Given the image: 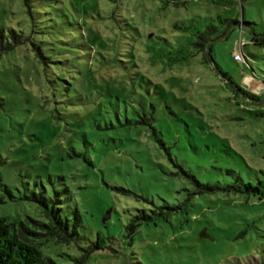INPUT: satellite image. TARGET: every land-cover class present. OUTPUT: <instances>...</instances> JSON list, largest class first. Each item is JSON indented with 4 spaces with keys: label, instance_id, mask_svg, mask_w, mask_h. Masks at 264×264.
Returning a JSON list of instances; mask_svg holds the SVG:
<instances>
[{
    "label": "rangeland",
    "instance_id": "1",
    "mask_svg": "<svg viewBox=\"0 0 264 264\" xmlns=\"http://www.w3.org/2000/svg\"><path fill=\"white\" fill-rule=\"evenodd\" d=\"M29 3L46 29L26 0H0L5 42H50L44 57L30 42L0 57V173L11 189L0 190V215L41 218L34 196L58 190L79 216L80 245L102 231L118 248L88 264H264V193H197L191 177L264 183V44L251 41L264 38V0ZM209 29L213 62L199 45ZM178 201L190 218L159 215L128 241L139 209Z\"/></svg>",
    "mask_w": 264,
    "mask_h": 264
},
{
    "label": "trees",
    "instance_id": "2",
    "mask_svg": "<svg viewBox=\"0 0 264 264\" xmlns=\"http://www.w3.org/2000/svg\"><path fill=\"white\" fill-rule=\"evenodd\" d=\"M177 3L178 0H172ZM26 4L28 6L27 11L31 18L34 21L36 26V30L46 29L47 27H41L38 25L39 18L37 17V13L40 10H35V8H31L29 0H26ZM41 13L45 12L48 15L47 8H42ZM229 28L232 27L233 24L238 23L239 21L236 19H227L226 20ZM242 23L244 25H251L252 22L243 20ZM242 26V25H241ZM228 29L223 31V34L228 36ZM250 30L253 31V28L250 26ZM210 29L208 32L201 33L200 38L201 42L199 43L201 50L204 51L205 60L213 62L211 60V52H212V42L213 38L209 35ZM253 42H259L260 44H264V38L254 37ZM31 43L34 49L37 50V54H41L44 57L43 47L45 44L50 43L45 39H41L40 41H35L34 38H31L29 35L20 34L13 35L12 42H5V37H0V57L5 50H11L18 45L24 43ZM212 43V44H211ZM43 44V45H42ZM210 48L208 49V47ZM244 46V44H243ZM243 61H237L240 63H244L246 66L251 67V64L248 60L246 54H244ZM228 76L227 73H223ZM238 89L244 92L248 96H255L251 94L249 91L243 90V87L237 85ZM148 109L144 108V112L142 116L146 114ZM122 114L121 110L117 111V116L120 118ZM148 124L153 126L151 122ZM154 127V126H153ZM154 132L157 130L154 128ZM0 163H2L0 159ZM229 171V170H227ZM233 172V171H232ZM194 181L199 186V189L196 191L204 192V191H216V190H224L225 192H236V193H254L258 194L261 198L264 193V183L262 180H259V184L254 185L252 182H246L241 176H236L233 183H228L221 185L219 181L214 180L208 181L207 183H203L202 181L195 178L194 175H191ZM45 189V188H44ZM0 190L5 191L6 193H10L11 189L8 185H6L0 173ZM38 202L41 204V218H31L21 219V220H9L6 216L0 215V264H88L91 260V257L97 250H106L113 249L117 251L116 245H110V241L112 237L106 236L102 231L98 232L97 238L95 241L88 243L83 246L80 245L79 239H81V222L78 214L75 213L74 210H71L69 207V201L67 198H63L61 192L58 190H54L53 192H48L42 190L37 197L34 196ZM6 197L4 194L0 195V202H5ZM159 207V206H157ZM167 212H158L152 211V213H148L146 209H139L140 213H137L133 216L131 222H129L125 229L128 234V241L132 243L134 234L138 231V227L144 222L155 221V219L159 215H165L167 218L172 215V213H183L184 215H188L190 218L192 215L191 212V204L188 201H178L175 202L173 206L169 203L166 206ZM58 244L67 245V250L63 252H59L56 256L52 255L51 249L56 247ZM61 256L63 258L58 259L57 256ZM57 257V258H56ZM60 258V257H59Z\"/></svg>",
    "mask_w": 264,
    "mask_h": 264
},
{
    "label": "built area",
    "instance_id": "3",
    "mask_svg": "<svg viewBox=\"0 0 264 264\" xmlns=\"http://www.w3.org/2000/svg\"><path fill=\"white\" fill-rule=\"evenodd\" d=\"M244 42L241 43L240 45L243 46ZM234 58L237 60V61H243L244 60V55L241 53V52H236L234 54Z\"/></svg>",
    "mask_w": 264,
    "mask_h": 264
},
{
    "label": "water",
    "instance_id": "4",
    "mask_svg": "<svg viewBox=\"0 0 264 264\" xmlns=\"http://www.w3.org/2000/svg\"><path fill=\"white\" fill-rule=\"evenodd\" d=\"M225 37H227V34L226 35H224L223 37H221V39L222 38H225ZM214 42V41H213ZM212 42V43H213ZM211 43V44H212ZM210 48V46L208 47V49ZM211 58V60H213L212 59V57H210ZM200 236H202V237H207L208 236V232H207V227H205V228H203V230L200 232Z\"/></svg>",
    "mask_w": 264,
    "mask_h": 264
}]
</instances>
